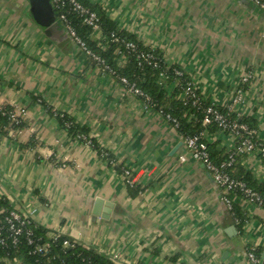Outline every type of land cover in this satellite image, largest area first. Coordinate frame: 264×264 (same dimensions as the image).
Here are the masks:
<instances>
[{
	"label": "crops",
	"instance_id": "1",
	"mask_svg": "<svg viewBox=\"0 0 264 264\" xmlns=\"http://www.w3.org/2000/svg\"><path fill=\"white\" fill-rule=\"evenodd\" d=\"M86 1L167 66L180 67L203 100L227 109L251 73L233 115L254 120L264 148V11L248 0ZM55 20L51 0L34 11L30 0H0V108H29L20 135L0 133V198L33 217L48 237H67L118 264H250L254 247L262 258L264 207L230 194V211L224 191L186 153L172 123L101 71L63 24L52 26ZM119 61L125 65L128 57ZM162 84L169 94L176 90L174 81ZM55 112L88 130L100 150L75 141ZM208 140L217 143L218 156L234 144L223 132H208ZM240 165L264 183L259 149ZM97 199L101 216L94 215Z\"/></svg>",
	"mask_w": 264,
	"mask_h": 264
},
{
	"label": "built area",
	"instance_id": "2",
	"mask_svg": "<svg viewBox=\"0 0 264 264\" xmlns=\"http://www.w3.org/2000/svg\"><path fill=\"white\" fill-rule=\"evenodd\" d=\"M255 6L264 11V0H248ZM53 7L58 11L59 20L64 25L70 38L98 65L99 69L113 76L119 83H121L126 91L142 99L146 108L153 109L152 99L139 89L136 83L129 81L126 77L118 74L107 62L98 54H96L87 45V43L79 36L72 21L69 19L66 8L76 16L82 19L85 26L92 29L93 35H100V46L104 48L103 42L114 43L118 45V54L120 57H127V54L135 53L139 60V66L146 63L154 68H160L161 59L157 57L156 51L150 49V51H137V45L133 42L125 41L119 37L116 32H112L109 35L103 36L101 29V19L97 12L86 7L78 0H51ZM120 45L124 46V50L120 49ZM176 80L174 81V88L181 89V99L183 101L191 102L193 107L200 108L203 106V98L195 87L194 82L190 79L182 85V79L186 76L183 70L176 69L174 71ZM162 81L167 82L168 78L165 73L161 74ZM253 78L251 73L246 74L240 81L239 88L235 94L231 106L224 111L219 106L210 102V104L204 110L203 125L208 126L215 124L221 132L227 133L233 138V147L227 153V158L219 163H216L209 151L207 144L208 132L202 131L195 135L182 136L186 153L194 161H198L203 164L206 170L210 173L215 183L224 191L223 201L227 205V208L233 210V202L230 198V194L240 197L244 201L264 207V195L260 194L256 190L248 186L244 181L238 180L231 175V169L236 165L239 156H245L254 153L256 150H260L264 156V148L258 139V130L250 127L247 123L242 122L238 118L233 119L231 116L236 112L235 105L240 104L244 97V88L248 85ZM41 103V100H38ZM11 113V121L15 125H19L27 119L29 108L28 107H16ZM240 117V115H239ZM166 119L172 123L173 128H178L177 121L171 116H167ZM9 133L12 136H17L22 133V130L11 128ZM75 141L84 143L90 149H94L95 145L91 138L86 135H78ZM101 156L104 158L109 157V153L101 149ZM180 161L185 162L186 157L180 156ZM115 160H111L110 164L114 165ZM123 179L127 187L134 188L135 178L129 169L123 170ZM38 226L33 220V217H29L16 210L10 211L9 215L5 217L4 224L0 225V247L5 248L9 245L17 247L20 244L21 238H24L29 246L32 247L31 253L33 255H45L50 247V242H42L41 238H34V231ZM60 235L56 234L49 239L52 242H56ZM70 241H64V247H69ZM256 248L250 249L247 253V258L250 264H261V259L255 254ZM115 264H118L113 261ZM264 264V263H263Z\"/></svg>",
	"mask_w": 264,
	"mask_h": 264
},
{
	"label": "trees",
	"instance_id": "3",
	"mask_svg": "<svg viewBox=\"0 0 264 264\" xmlns=\"http://www.w3.org/2000/svg\"><path fill=\"white\" fill-rule=\"evenodd\" d=\"M78 1L98 13L101 19V29L104 34L109 35L112 32H116L123 40L135 43L137 45L138 52L150 51V49L143 46V43L139 41L135 35L118 30L116 24L101 10V8L89 4L86 0ZM66 12H68L69 19L72 21L79 36L87 43L92 51L100 55L118 74L126 77L129 81L136 83L137 87L152 99V110H155L164 118L168 115L174 118L179 124L176 131L181 136L195 135L205 130L212 135L221 132L215 124H210L208 126L203 125L204 110L210 104L209 101L203 100V106L197 108L193 107L191 102L186 103V101L181 99V89H176L170 94L166 91L165 86L162 84L161 74L165 73L167 75L168 82L170 83L176 80L177 77L174 74V71L176 69L182 70L180 67L167 66L162 56L157 52V57H159L162 61L160 68H154L146 63L139 66V60L137 59L135 53L127 54L126 56L128 57V61L125 65H122L119 61L120 56L118 54V45L109 42L106 49L102 48L98 39L93 40L91 38L93 35L92 29L85 26L82 19L70 12L68 8H66ZM120 49L124 50V46L120 45ZM181 79L182 85H184L187 80H190V77L186 75ZM219 108L224 111L226 110L220 106ZM13 110L14 107L9 105L2 106L0 108V133L8 135L11 128L17 130L25 129L26 120L19 125L12 123L10 117ZM55 114L59 118L64 129L68 131L69 135L73 139H76L80 134L86 136L88 135V130L78 125L68 116L58 112H55ZM231 117L235 119L234 115ZM240 120L250 125V127L257 129V125L254 120L247 117H241ZM207 144L211 157L216 163H219L227 158L228 154L218 156L219 152H216L217 143H210L207 139ZM94 145L96 150H100L95 142ZM242 157L243 156L238 157L236 165L231 169V175L238 180L244 181L249 187L264 195V183H259L250 172L246 171L240 165V159ZM106 159L109 164L111 160H115L111 154ZM114 163V165L117 166L116 161H114ZM12 210L13 208L10 204L5 199L0 198V225L4 224L5 217H7ZM236 211L237 215L240 217L238 228L242 231L241 229L244 224L242 221L243 218L237 207ZM33 231L35 239L41 238L42 242H50L51 247L45 255H33L31 253L32 247L27 244L24 238H21L20 244L17 247H13L11 245L5 248L0 247V258L10 260L12 262L18 260L23 264H115L112 260L98 254L95 250L78 245L67 237L60 236L56 242H52L47 236L45 229L37 227L36 229H33ZM65 240L70 241L69 247H64ZM261 253V249L255 250V254L259 258L261 257Z\"/></svg>",
	"mask_w": 264,
	"mask_h": 264
},
{
	"label": "water",
	"instance_id": "4",
	"mask_svg": "<svg viewBox=\"0 0 264 264\" xmlns=\"http://www.w3.org/2000/svg\"><path fill=\"white\" fill-rule=\"evenodd\" d=\"M31 2V6H32V11L36 10V7H42V8H45V7H50V0H30ZM54 17H56V14H54ZM61 26L62 27V22L60 20H55L53 23H52V26ZM52 26H51V29H52ZM50 28V27H49ZM104 204L102 202L101 199H97L96 203H95V207H94V215L95 216H101L102 214V210H101V213L99 212L100 211V206ZM106 207L108 208H111L112 205L111 204H106ZM104 214H106V216H108L109 211L107 210H103ZM235 230V229H234ZM231 233V231H230ZM264 263V254L262 255V258H261V264Z\"/></svg>",
	"mask_w": 264,
	"mask_h": 264
}]
</instances>
